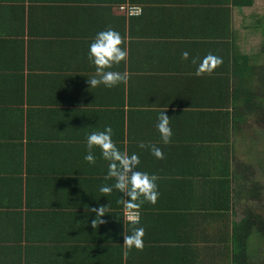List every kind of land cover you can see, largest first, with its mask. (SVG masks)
I'll use <instances>...</instances> for the list:
<instances>
[{
	"label": "crops",
	"instance_id": "crops-1",
	"mask_svg": "<svg viewBox=\"0 0 264 264\" xmlns=\"http://www.w3.org/2000/svg\"><path fill=\"white\" fill-rule=\"evenodd\" d=\"M247 1L0 0V264H234V224L264 217V0ZM107 28L127 51L108 70L128 80L92 88L88 47ZM209 54L221 62L197 75ZM106 125L156 175L155 204L99 191L115 182L108 162L98 148L95 164L83 157ZM141 226L143 248L127 249ZM245 264H264L256 227Z\"/></svg>",
	"mask_w": 264,
	"mask_h": 264
},
{
	"label": "clouds",
	"instance_id": "clouds-1",
	"mask_svg": "<svg viewBox=\"0 0 264 264\" xmlns=\"http://www.w3.org/2000/svg\"><path fill=\"white\" fill-rule=\"evenodd\" d=\"M122 37L119 32L112 28L98 31L88 47V59L95 66V74L87 78L89 87L95 88L103 85L111 88L120 83H126L128 74L119 71H112L114 65H119L127 56V51L121 47ZM183 58L188 57V53L182 54ZM220 59L212 54L207 55L201 64L198 66L196 74L207 71L211 72L219 63ZM156 129L160 135V139L164 144H168L173 135L169 124V117L162 111L156 123ZM113 130L111 126L106 125L103 130L92 131L86 138V154L84 160L89 164H95L96 156L93 149L98 148L100 156L107 161L106 179L114 178L115 182L111 185H101L99 191L101 193H111L113 189L118 190L122 196L121 199L126 208H139L140 205L147 201L155 204L159 195L157 191L155 174L137 170L140 163L137 154L129 155L127 152L119 150L112 139ZM140 148H144L145 144L141 142ZM150 151L157 159H163L164 154L159 147L151 145ZM89 212H94L95 217L99 218V223H102L101 217L105 214V206L89 207ZM129 221L133 225L139 224V216H130ZM92 227L96 226L97 221L92 220ZM144 228L133 227L131 234L124 235L123 245L127 249L143 248ZM126 254V253H125Z\"/></svg>",
	"mask_w": 264,
	"mask_h": 264
},
{
	"label": "trees",
	"instance_id": "trees-1",
	"mask_svg": "<svg viewBox=\"0 0 264 264\" xmlns=\"http://www.w3.org/2000/svg\"><path fill=\"white\" fill-rule=\"evenodd\" d=\"M251 0L247 1V4H250ZM264 7V5H262ZM264 121V115L262 117ZM254 184L252 185V187ZM248 196L250 198L255 197L253 189L250 187L247 188ZM250 210V209H249ZM240 224H234V244H233V261L234 264H245L246 257V238L248 234L252 231L253 227L258 228L260 232L263 233L264 236V217L253 212H249L245 215L242 221L237 222Z\"/></svg>",
	"mask_w": 264,
	"mask_h": 264
},
{
	"label": "built area",
	"instance_id": "built-area-1",
	"mask_svg": "<svg viewBox=\"0 0 264 264\" xmlns=\"http://www.w3.org/2000/svg\"><path fill=\"white\" fill-rule=\"evenodd\" d=\"M119 8L127 14H138L141 11L140 7L136 5H125L120 6Z\"/></svg>",
	"mask_w": 264,
	"mask_h": 264
},
{
	"label": "rangeland",
	"instance_id": "rangeland-1",
	"mask_svg": "<svg viewBox=\"0 0 264 264\" xmlns=\"http://www.w3.org/2000/svg\"><path fill=\"white\" fill-rule=\"evenodd\" d=\"M264 197V196H263Z\"/></svg>",
	"mask_w": 264,
	"mask_h": 264
}]
</instances>
